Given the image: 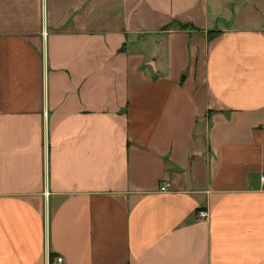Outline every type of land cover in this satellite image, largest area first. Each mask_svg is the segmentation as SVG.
<instances>
[{"label":"crops","instance_id":"obj_1","mask_svg":"<svg viewBox=\"0 0 264 264\" xmlns=\"http://www.w3.org/2000/svg\"><path fill=\"white\" fill-rule=\"evenodd\" d=\"M263 173L264 0H0V264H264Z\"/></svg>","mask_w":264,"mask_h":264},{"label":"built area","instance_id":"obj_2","mask_svg":"<svg viewBox=\"0 0 264 264\" xmlns=\"http://www.w3.org/2000/svg\"><path fill=\"white\" fill-rule=\"evenodd\" d=\"M258 182H259V186L261 189H264V173L263 174H260L259 177H258ZM165 190V185H161L159 187V191H164ZM198 215L202 218H205L207 216V212L206 211H198L197 212ZM63 262V259L61 256L57 255V256H54L53 258H51L47 264H62Z\"/></svg>","mask_w":264,"mask_h":264},{"label":"trees","instance_id":"obj_3","mask_svg":"<svg viewBox=\"0 0 264 264\" xmlns=\"http://www.w3.org/2000/svg\"><path fill=\"white\" fill-rule=\"evenodd\" d=\"M181 27L186 28V27H188V26H186V25H182ZM210 35H212V34H210Z\"/></svg>","mask_w":264,"mask_h":264}]
</instances>
